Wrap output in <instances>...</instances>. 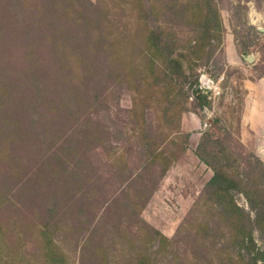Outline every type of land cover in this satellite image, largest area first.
<instances>
[{"label":"trees","instance_id":"1","mask_svg":"<svg viewBox=\"0 0 264 264\" xmlns=\"http://www.w3.org/2000/svg\"><path fill=\"white\" fill-rule=\"evenodd\" d=\"M124 1L129 12L126 33L112 29L110 8L104 2L27 0V5L25 0H7L15 34L3 35L0 28V142L10 148L9 156L16 164L17 158L30 152L38 156L43 178L32 194L24 182L10 183L7 174L0 176V203L37 195L44 212L38 228L41 264L74 263L56 238L60 216L67 211L74 212L72 229L80 230L85 223L87 230L76 264H114L87 201L88 190L94 186L102 193L110 192L109 197L98 198L103 214L108 215L115 204L122 205L109 237H116L123 246V264H156L162 252L171 254L173 264H181L168 250L171 239L139 214L182 150L168 133L159 137L154 129L159 125L143 103L156 101L159 118L173 132L179 130L183 111L209 105L198 87L196 65L222 50L225 27L217 0ZM178 26L186 27L189 34H179ZM235 46L239 52H248L249 44L237 37ZM221 68L217 65V71ZM118 86L132 91L126 111L134 128H139L143 159L132 166L123 153L109 155L111 161L100 159L115 174L112 178L103 175L92 154L108 136L109 126L100 111L107 116V96ZM224 134L209 128L196 146L197 156L213 170L200 195L205 196L210 213L197 224L196 232L210 236L212 217L227 220L237 208L232 192L239 191L248 210L238 223L246 232L257 231L264 261V161L240 145L232 146L229 134ZM20 150L26 153L21 155ZM110 179L116 184L109 188ZM228 231L223 240L230 250L225 264H257L246 250V236L239 230ZM30 261L22 250L8 253L3 260L6 264ZM204 264L216 263L208 258Z\"/></svg>","mask_w":264,"mask_h":264},{"label":"rangeland","instance_id":"2","mask_svg":"<svg viewBox=\"0 0 264 264\" xmlns=\"http://www.w3.org/2000/svg\"><path fill=\"white\" fill-rule=\"evenodd\" d=\"M93 1L107 3L114 22L112 29L127 32L129 12L125 8L124 0ZM25 2L27 4V0ZM217 2L225 27L222 50L216 52L209 60L198 62L196 70L199 73V82L209 77L218 83L220 92L214 97L207 96L210 100L209 105L183 111L178 121L179 130L174 132L173 127L169 129L159 118V104L156 101L149 100L143 103L150 111L152 120L159 125L158 127L154 124L159 137L163 138L164 134L168 133L169 137L176 138L182 150L159 178L156 188L140 208L139 214L148 224L158 228L171 239L172 246L168 250L170 252L172 250V255L176 256L181 264L182 262L204 264L208 258L216 264H225L230 250L224 245L223 240L229 229L239 230L244 234L247 252L257 258V264H264L262 241L257 231L246 232L238 223L248 210L246 200L239 191L232 192L237 208L231 211L227 220L223 221L218 216L212 217L210 236L196 232L197 224L205 221L210 213L205 196L200 195L213 176L212 168L196 154V146L202 132L209 128H219L223 134H229L232 146L240 145L244 151L253 152L264 161V0H217ZM25 9L28 13L27 7ZM14 23L7 0H0V28L3 35L15 34ZM247 26H250L249 29ZM177 29L179 34H189V30L184 26H178ZM246 32H250L247 37ZM236 37L239 42L249 44L248 52H239L236 49ZM245 54H252L253 60H246L243 56ZM217 65L222 66L218 71ZM114 89L107 96L109 105L107 116L105 112L100 111L102 120L109 126L108 136L105 143L98 145L92 154L93 161L99 163L98 168L102 170L103 175L112 178L115 174L106 170L107 166L100 164V159L111 161L109 155L123 153L130 160L131 166L143 159L139 152V128H134L136 125L126 111L132 104V91L124 86ZM223 128L226 130L223 131ZM6 146L3 141L0 142V176L7 174L10 183L15 180L22 181L28 191L36 194L34 186L40 181L39 178H43V171L38 167V156L33 157V152H30L25 157L17 158L16 164V160L9 156L10 148ZM25 153L23 150L21 155ZM113 180L110 179L108 182L109 188L116 184ZM133 188L134 185L128 191H132ZM88 191L87 201L90 209L95 212L93 221L96 222L98 219L100 222L102 236L109 245L112 263L123 264L125 260L123 246L116 237H112L113 240L109 237L112 236L110 228L112 221L122 213V205L115 204L108 215L103 214L99 206L102 200L98 198H103L104 195L109 197L110 192L102 193L95 186L90 187ZM124 195L126 194L123 193ZM1 199L0 197V201ZM38 201L37 195H32L26 199L0 203V264H6L3 262L4 256L15 250H22L31 260L30 264H41L38 228L43 221L44 212ZM250 214L252 215L251 212ZM73 218L72 211L60 216L56 238L70 255L71 262L73 259V264H76L81 240L87 230L85 223L81 225L80 230L72 229ZM106 228L109 232H106ZM170 259V253L162 252L156 264H173Z\"/></svg>","mask_w":264,"mask_h":264},{"label":"built area","instance_id":"3","mask_svg":"<svg viewBox=\"0 0 264 264\" xmlns=\"http://www.w3.org/2000/svg\"><path fill=\"white\" fill-rule=\"evenodd\" d=\"M198 87L201 92L205 93L208 97H214L220 92V88L217 82H214L211 78L201 79Z\"/></svg>","mask_w":264,"mask_h":264},{"label":"water","instance_id":"4","mask_svg":"<svg viewBox=\"0 0 264 264\" xmlns=\"http://www.w3.org/2000/svg\"><path fill=\"white\" fill-rule=\"evenodd\" d=\"M244 56V58L246 59V60H248V61H252L253 60V55L252 54H245V55H243Z\"/></svg>","mask_w":264,"mask_h":264}]
</instances>
